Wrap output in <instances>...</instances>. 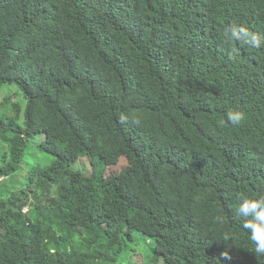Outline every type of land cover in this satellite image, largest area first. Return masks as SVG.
Wrapping results in <instances>:
<instances>
[{"label": "trees", "instance_id": "16d2710c", "mask_svg": "<svg viewBox=\"0 0 264 264\" xmlns=\"http://www.w3.org/2000/svg\"><path fill=\"white\" fill-rule=\"evenodd\" d=\"M233 24L264 35V0H0V89L26 100L0 188L29 142L56 159L0 191V264H118L135 233L151 264H264L234 211L264 195V48Z\"/></svg>", "mask_w": 264, "mask_h": 264}, {"label": "rangeland", "instance_id": "374dc122", "mask_svg": "<svg viewBox=\"0 0 264 264\" xmlns=\"http://www.w3.org/2000/svg\"><path fill=\"white\" fill-rule=\"evenodd\" d=\"M7 99H11L9 103L2 104ZM17 103L21 108L20 116H23L26 107V100L22 95L20 89L15 85H5L0 89V116H8L11 114L12 104ZM43 138H37L29 142V146L26 149V154L24 161L14 177L7 180L0 191L6 192H16L22 189L26 182L27 173L29 170L36 168L40 170L49 169L56 161L54 157L40 152L37 148L38 143L42 142ZM90 159L84 158L80 159L79 162L74 166V169L81 173L82 176L89 177L92 176L93 169L90 163ZM124 167V164H120L119 168ZM119 168H114L116 170H111L115 173ZM108 169L105 170V172ZM101 173V169H99ZM100 173L98 175H100ZM106 175V173H104ZM135 242L131 243L122 257L119 259L118 264H151V253L149 241L143 239L142 235L135 233ZM158 264H162L159 262Z\"/></svg>", "mask_w": 264, "mask_h": 264}, {"label": "clouds", "instance_id": "9594fccd", "mask_svg": "<svg viewBox=\"0 0 264 264\" xmlns=\"http://www.w3.org/2000/svg\"><path fill=\"white\" fill-rule=\"evenodd\" d=\"M226 40L235 42L237 45L261 49L264 48V35L253 33L243 25L233 24L227 27L223 33ZM226 120L221 119L219 123L223 126L226 122L232 126H240L247 115L242 110H229ZM128 115L121 113L119 121L128 122ZM236 215L243 219L242 230L247 233L249 240L254 245L252 252L256 256L264 257V195L256 198L241 195L238 205L234 209ZM225 259H229L228 254L222 253Z\"/></svg>", "mask_w": 264, "mask_h": 264}]
</instances>
